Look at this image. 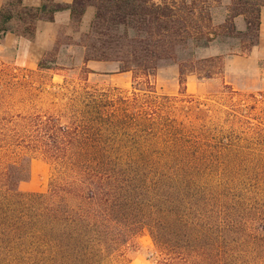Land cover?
<instances>
[{
  "label": "trees",
  "instance_id": "1",
  "mask_svg": "<svg viewBox=\"0 0 264 264\" xmlns=\"http://www.w3.org/2000/svg\"><path fill=\"white\" fill-rule=\"evenodd\" d=\"M91 4L95 17L81 39L63 33L39 66L59 69L66 45L71 63L60 68L118 62L120 72L133 73V89L90 95L78 122L39 114L22 123L16 158L7 164L2 157L11 142L0 143V264H127L128 247L145 230L155 243L154 264H228V232L252 243L264 236V172L212 169L238 143L224 136L212 144L190 116L172 119L174 98L159 94L156 76L178 63L185 84L197 70L198 49L219 38L240 39L247 49L259 44L264 0H230L220 21L216 9L224 0H6L0 36L35 37L40 20L54 21L67 8L79 29ZM36 154L53 164L50 187L23 192Z\"/></svg>",
  "mask_w": 264,
  "mask_h": 264
},
{
  "label": "rangeland",
  "instance_id": "2",
  "mask_svg": "<svg viewBox=\"0 0 264 264\" xmlns=\"http://www.w3.org/2000/svg\"><path fill=\"white\" fill-rule=\"evenodd\" d=\"M227 2L224 0L223 7L216 9L218 21L225 17ZM237 23L240 28L246 26L243 17H239ZM28 38L35 41L34 37ZM73 39L79 41L81 37ZM65 47L62 46L58 54L59 69L40 68V60L48 56L51 48H47L37 60L32 53L38 49L36 44L17 43L13 31L0 36V143L11 142L10 151L4 159L2 157L4 164L16 158V138L20 135L22 123L37 120L39 114L46 118L55 115L65 123L78 122L86 119L90 95L114 86L122 95L131 94L133 73H121L118 62L88 65V68H60L69 65L72 59V50ZM78 54L81 55V51ZM219 55L221 59L200 61V58ZM195 65L197 70L186 76L185 84L180 81V64L163 65L158 70L159 94L174 98L168 108L169 113L171 109V113H175L171 118L187 122L190 116L193 128L214 139L212 144L223 140L224 136L229 137L225 142L238 143V149L227 150L225 162L222 158L223 164H214L212 169L264 172V9L259 44L247 49L240 39L219 38L198 49ZM207 71L216 73L207 77L204 76ZM183 104L187 108H183ZM190 134L196 137L191 131ZM212 151L216 156L220 149ZM30 169L29 178L19 185L20 190L47 191L54 173L51 160L36 154ZM252 211L256 215V211ZM232 233L227 234L228 264H264V236L258 243H252L238 232ZM126 255L127 264H154L156 247L151 234L146 230L139 233Z\"/></svg>",
  "mask_w": 264,
  "mask_h": 264
},
{
  "label": "crops",
  "instance_id": "3",
  "mask_svg": "<svg viewBox=\"0 0 264 264\" xmlns=\"http://www.w3.org/2000/svg\"><path fill=\"white\" fill-rule=\"evenodd\" d=\"M3 1H0V10L3 6ZM42 0H25V3L27 4H40ZM59 2H62L64 4H72L74 0H58ZM230 0H228L229 2ZM96 13V7L94 4H91L88 6L82 23L77 29L74 27L72 23V12L70 8L60 10L56 14V19L54 21H47V20H40L38 22V28L36 35L34 37L35 41L29 40L28 37L23 35L16 34V42L17 43H33L38 46L37 50H32V53L36 56L35 58L37 60L40 59L41 54H43L47 48H52L56 42L58 41V38L62 36V34H71L74 35V38L80 37V33L83 30H86L89 28L92 20L95 17ZM9 36V34H8ZM113 61H99V60H91L88 62V65L97 66L102 65L105 63H112ZM127 71L121 72L125 73Z\"/></svg>",
  "mask_w": 264,
  "mask_h": 264
}]
</instances>
